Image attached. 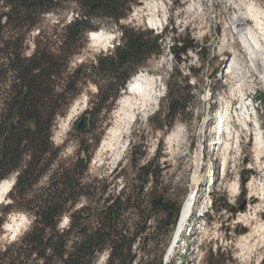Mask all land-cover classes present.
Instances as JSON below:
<instances>
[{
    "label": "trees",
    "instance_id": "obj_1",
    "mask_svg": "<svg viewBox=\"0 0 264 264\" xmlns=\"http://www.w3.org/2000/svg\"><path fill=\"white\" fill-rule=\"evenodd\" d=\"M140 2L0 0V184L17 174L10 203L0 204V235L14 212H25L33 221L21 238L0 247V264H99L103 254L107 258L102 264H164L184 198L160 182V156L143 162L144 139L133 138L128 167L114 178L125 183L112 192L108 179L90 176L89 149L74 164L55 166L60 152L52 141L59 117L66 114V96L59 87L73 100L93 83L99 111L110 113L130 81L163 54L162 35L122 24ZM66 10L73 13L68 23L44 28L47 15ZM108 24L121 34L117 45L93 62L71 68L88 35ZM35 31V49L27 56ZM198 48L185 36L175 40L172 54L178 63ZM190 82L178 66L173 68L164 110L151 118L156 129L168 133L190 113L196 98ZM49 174L47 185L36 189ZM64 216L68 225L61 228ZM220 256L221 250H211L205 264H218Z\"/></svg>",
    "mask_w": 264,
    "mask_h": 264
},
{
    "label": "rangeland",
    "instance_id": "obj_2",
    "mask_svg": "<svg viewBox=\"0 0 264 264\" xmlns=\"http://www.w3.org/2000/svg\"><path fill=\"white\" fill-rule=\"evenodd\" d=\"M159 1L167 6L165 25L160 30L151 27L147 12L139 10L143 6L142 0L129 17L122 21L125 26L144 28L162 35V46L167 44L163 54L152 58L138 73L155 79L157 104L147 115H139L126 133L117 114L119 100L112 111L107 113L105 110L99 111L97 89L93 83L73 100H69L72 94L69 95L59 87L60 93L66 96L64 103H67H62L66 114L59 117L53 134L54 147L60 152L55 166H70L83 150L89 149L90 176L108 179L112 183L110 191L116 192L125 183L122 177L114 178L128 167L131 141L135 137L142 138L146 146L143 162L160 156L157 159V165L163 170L160 182L169 188L172 195L184 198L183 204L192 193L195 198L191 219L175 245V230L172 234L164 264H205L207 253L211 250H221L218 264H264V158L263 164L258 165L254 148L256 125L262 128L264 136V82L257 78L238 80L227 74L234 52L240 50L246 54V47L239 33L245 26L238 24V31L232 37L230 17L236 14L238 17L251 19L253 13L250 8L254 13L258 12L260 19L257 22L249 21L247 25L252 29H246L248 34L255 35L260 31L259 27L264 29V0H242L244 3L241 0H194L197 7L201 6L202 14L198 13V9L189 12L190 3L184 0ZM232 2L242 5L240 12L231 6ZM72 15L71 10L60 15H47L44 28L49 30L57 24L63 27L62 23H68ZM99 32L108 40L95 43L88 35V44L71 61V68L84 62H93L101 53L112 50L121 37L118 28L112 24L103 26ZM224 35H227L226 38ZM37 36L38 31L30 35L27 56L33 53ZM185 36H190L199 48L190 50L177 63L166 49L168 45L173 46L175 40ZM261 39L264 43V36ZM243 58L242 55L243 62L238 60L240 67L246 65ZM177 66L184 76L190 78L196 98L184 121L177 122L172 130L165 133L153 126L151 118L164 110L167 82L173 68ZM190 68L198 73L189 72ZM240 85L244 91L238 89ZM241 92L248 93L247 103L253 105L250 110L254 114L252 113L249 121L241 115L243 110L246 111L241 102ZM83 100V112L73 121L68 132L60 136L59 124L72 106L76 102L82 104ZM227 102L230 105L231 118L228 124L231 136L227 138L225 150L221 148L224 136L221 134L220 119ZM88 111L91 112L89 130L79 132L77 124L83 116L88 115ZM112 129L119 133L110 138ZM123 146H126V150L115 163L114 159ZM127 172L129 174V170ZM49 177L50 174L46 175L36 189L45 187ZM5 180L15 185L17 174L14 173ZM245 181L247 182L243 185ZM8 195L9 193L0 200V204L10 203ZM204 204L208 205V209L203 214L200 209ZM243 206L244 210H240ZM67 222L68 216H64L61 228L67 226ZM32 223V218L25 212L10 214L0 235V247L17 241L30 230ZM154 252L159 255L160 249L156 248ZM229 257H232L233 262H228ZM106 258V254L101 255L98 263L102 264Z\"/></svg>",
    "mask_w": 264,
    "mask_h": 264
},
{
    "label": "bare ground",
    "instance_id": "obj_3",
    "mask_svg": "<svg viewBox=\"0 0 264 264\" xmlns=\"http://www.w3.org/2000/svg\"><path fill=\"white\" fill-rule=\"evenodd\" d=\"M158 1L159 0H142L143 6H141V9L139 10H142L143 13L147 12V17H148L147 19L151 27L160 30L165 25L164 20L167 12L166 11L167 6L164 2L161 1L158 2ZM184 1L190 3V5L188 6L189 12L195 11L194 9H198V13L202 14L201 6L197 7V5L194 4V0H184ZM243 1L241 0V2ZM231 6L235 8L236 11L238 12H240L239 10H241L242 7L241 4L238 3L236 4L235 2H232ZM250 10L251 13H253L251 14L252 17L251 19L238 17L234 13H233L234 15L230 17L231 20L229 24L231 28L232 37H234L236 31H238V24L242 23L245 26L243 30L239 31V33H240V39L243 38V43L245 44L246 47L245 49L246 54H244L240 50L234 52L233 55L234 57L232 61L229 63V70L227 74L233 75L238 80L240 79L254 80L255 78H257L263 83L264 82V43L261 42L262 40L261 38L264 36V29H261L259 27L260 31H258L257 34L254 33L256 36L252 34H248V31L246 29L249 28V26L247 25V23L249 21L257 22L260 19V15L258 12L254 13L251 8ZM249 29H252V27H250ZM243 35H245V37H243ZM226 36L227 35H224V38H226ZM90 40L95 43H98L101 41L104 42V40L106 41L108 40V38L104 37V35L100 32H93L90 34ZM166 45L165 44L163 45L164 50ZM224 45L226 46V44ZM166 51L167 53L171 54L170 56L173 55L172 50H170V45L167 46ZM242 55L244 56L243 60H245L246 65L244 66L242 65L243 67H240V63H239L240 61L238 60L242 59ZM241 62L243 61L241 60ZM239 88L241 90L242 86L240 85L238 89ZM241 93H242L241 96H243L241 98V102L244 108L246 109V111L243 110L241 115L242 117H244L246 120L249 121L252 119V115L254 114L253 113L254 111L252 112L253 113L252 114L250 110V107H253V105L252 103L250 104L247 103L248 93H244V94L243 92ZM157 102H158V92L156 90L155 79L149 75L137 74L130 81L127 87V91L123 94V96L118 102L117 114L120 117L121 122L124 124L125 132L127 133L129 131L132 125L137 121V117L139 115H143V116L147 115L152 110V108L157 104ZM82 104L80 102H76L70 109L67 116L61 121V123L58 126V132L60 136H63L68 132L73 121L76 120V118L83 112L85 105L84 100ZM230 118H231L230 105L227 102L226 104H224L222 116L220 119L221 134H223L224 136V140L221 148H225V150L228 145L227 138L231 136V130L229 129L230 124H228ZM256 128H257L256 129L257 132L254 138V148L256 153V162L258 165H260L263 164L262 162L264 158V136L261 133L262 128L259 125H256ZM118 133L119 131L112 129L109 133L110 138L114 137ZM125 150H126V146H123L122 150L119 152V154H117L116 158L114 159L115 163H117L122 158ZM13 184H14L13 182H9L7 180L3 181L0 184V200L5 198V196L11 191V189L13 188ZM194 199H195L194 193H192L190 197L183 204L182 212L174 233L173 245L177 243V241L179 240V238L183 233L184 228L191 219V213H193L194 210V201H195ZM207 209H208V205L204 204L200 209V212L204 214L207 211ZM203 214L201 216H203Z\"/></svg>",
    "mask_w": 264,
    "mask_h": 264
},
{
    "label": "water",
    "instance_id": "obj_4",
    "mask_svg": "<svg viewBox=\"0 0 264 264\" xmlns=\"http://www.w3.org/2000/svg\"><path fill=\"white\" fill-rule=\"evenodd\" d=\"M89 121H90V117L88 115L83 116L77 124V127H76L77 131H79V132L88 131L89 130ZM240 210H244V206L242 208H240Z\"/></svg>",
    "mask_w": 264,
    "mask_h": 264
},
{
    "label": "built area",
    "instance_id": "obj_5",
    "mask_svg": "<svg viewBox=\"0 0 264 264\" xmlns=\"http://www.w3.org/2000/svg\"><path fill=\"white\" fill-rule=\"evenodd\" d=\"M170 50H172V46L170 45Z\"/></svg>",
    "mask_w": 264,
    "mask_h": 264
}]
</instances>
